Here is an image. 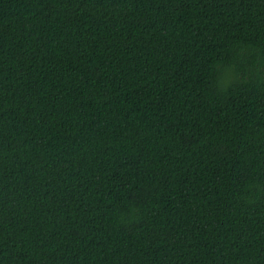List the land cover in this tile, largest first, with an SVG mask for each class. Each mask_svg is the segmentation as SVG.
Here are the masks:
<instances>
[{"label": "trees", "instance_id": "obj_1", "mask_svg": "<svg viewBox=\"0 0 264 264\" xmlns=\"http://www.w3.org/2000/svg\"><path fill=\"white\" fill-rule=\"evenodd\" d=\"M0 264H264V0H0Z\"/></svg>", "mask_w": 264, "mask_h": 264}]
</instances>
